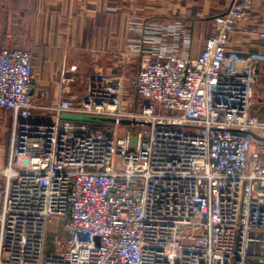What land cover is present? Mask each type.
Segmentation results:
<instances>
[{
	"label": "built area",
	"instance_id": "1",
	"mask_svg": "<svg viewBox=\"0 0 264 264\" xmlns=\"http://www.w3.org/2000/svg\"><path fill=\"white\" fill-rule=\"evenodd\" d=\"M252 6L235 0L215 16L197 55L180 23L135 27L131 105L124 73L94 71L82 96L65 95L76 67L62 69L47 103L32 52L0 48V110L13 113L0 264H264L250 249L264 231V139L254 136L264 137V96L254 110L264 51H228ZM255 33L264 46V24Z\"/></svg>",
	"mask_w": 264,
	"mask_h": 264
},
{
	"label": "crops",
	"instance_id": "2",
	"mask_svg": "<svg viewBox=\"0 0 264 264\" xmlns=\"http://www.w3.org/2000/svg\"><path fill=\"white\" fill-rule=\"evenodd\" d=\"M235 0H0V48L31 51L35 85L47 91V103L59 94L63 68L75 82L65 95L79 97L85 91L80 81L94 65L108 73L135 64L142 34L140 24L181 22L190 30L194 55L211 34V21ZM251 20L231 34L228 51L233 54L264 51L256 38L264 24V0H252ZM134 28V29H131ZM131 55V60H128ZM245 65V64H244ZM264 82V71L258 75ZM13 113L0 110V169L8 164Z\"/></svg>",
	"mask_w": 264,
	"mask_h": 264
},
{
	"label": "rangeland",
	"instance_id": "3",
	"mask_svg": "<svg viewBox=\"0 0 264 264\" xmlns=\"http://www.w3.org/2000/svg\"><path fill=\"white\" fill-rule=\"evenodd\" d=\"M180 23L183 27H185V25L181 22H177ZM175 23V24H177ZM212 25V23H211ZM186 28V27H185ZM186 30H188L186 28ZM190 31V30H188ZM193 47H194V39H193ZM71 71V67L68 68ZM120 71H117L116 73H112L115 75H122L123 73V81H124V86L125 89L124 91L126 92L125 94V101L127 102V104L131 105V103L133 102V100L136 101H140V99H138L137 95H136V90H135V82H136V78L138 75V70H139V65L137 62H135V64H132L130 66H126L125 68L119 69ZM76 71V70H75ZM91 71H99V72H106L102 67L98 66V65H94L91 68ZM73 72V71H71ZM90 72L89 75L92 73ZM108 73V72H106ZM88 76L82 75V77L80 78V81H83L85 86L87 85V80H88ZM86 88V87H85ZM256 94H255V103L256 105L254 106V110H256L258 107L260 108V110L262 111V97L264 96V82H257L256 83ZM83 94H80V96H82ZM72 97V96H70ZM73 98H78V97H73ZM135 102V101H134ZM48 116V115H46ZM92 117L93 119H88L85 117ZM62 118L64 119H72V120H80V121H95V122H101V123H105V124H111L114 121H112L111 117H107V116H99V115H82V114H74V113H64L62 115ZM125 120H130V119H124V121H122L123 126L125 128H129L133 123H128ZM124 130V129H123ZM4 177L0 176V181L3 182ZM251 242H250V249L253 252H264V231L263 232H255L252 233L251 235ZM53 239V234L49 233L48 234V244H49V249H52L51 245H50V241Z\"/></svg>",
	"mask_w": 264,
	"mask_h": 264
},
{
	"label": "water",
	"instance_id": "4",
	"mask_svg": "<svg viewBox=\"0 0 264 264\" xmlns=\"http://www.w3.org/2000/svg\"><path fill=\"white\" fill-rule=\"evenodd\" d=\"M85 118H88V119H93L91 116L90 117H85ZM112 121H114V119L112 118ZM124 121V120H123ZM126 122H128V123H143V122H140V121H134V120H125ZM254 136L256 137V138H258V139H264V137H261V136H259V135H257V134H255L254 133Z\"/></svg>",
	"mask_w": 264,
	"mask_h": 264
}]
</instances>
